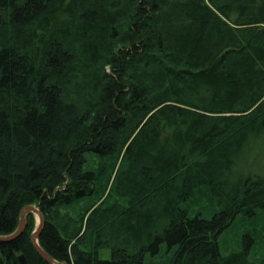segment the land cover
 <instances>
[{
  "label": "trees",
  "instance_id": "obj_1",
  "mask_svg": "<svg viewBox=\"0 0 264 264\" xmlns=\"http://www.w3.org/2000/svg\"><path fill=\"white\" fill-rule=\"evenodd\" d=\"M29 204L59 262L264 264L220 245L264 219V0H0V235Z\"/></svg>",
  "mask_w": 264,
  "mask_h": 264
},
{
  "label": "rangeland",
  "instance_id": "obj_2",
  "mask_svg": "<svg viewBox=\"0 0 264 264\" xmlns=\"http://www.w3.org/2000/svg\"><path fill=\"white\" fill-rule=\"evenodd\" d=\"M119 165L120 160L115 171L117 170ZM108 191L109 189L107 190V192ZM199 195L202 197H199V199L196 198V200H194L192 206H190L191 212L195 214L197 211H202L204 215H209V212H211V209H213V201L210 198L205 197V195ZM33 215L36 229L37 224L39 223V216L35 213H33ZM248 231H254V234L256 235V243L253 246L254 249L252 250V258H256L260 254H262L264 252V219L261 217L247 221L238 220L232 225V227L227 229V231L220 238V245L223 254H227L234 249H239L241 247V239L243 237V233ZM110 256V249H102L100 251L101 258H109ZM148 256V261L152 264L167 263V257L165 256L163 251H161V253L155 257H150V255Z\"/></svg>",
  "mask_w": 264,
  "mask_h": 264
},
{
  "label": "water",
  "instance_id": "obj_3",
  "mask_svg": "<svg viewBox=\"0 0 264 264\" xmlns=\"http://www.w3.org/2000/svg\"><path fill=\"white\" fill-rule=\"evenodd\" d=\"M30 213H35L39 216V223L37 224L36 229L32 233V239L34 242V245L38 252L51 264H68L66 262H59L55 260L39 243V238L42 233L43 227H44V216L42 211L35 205L29 204L26 205L20 212V219H19V225L17 229L10 234L0 235V241L7 242L12 241L19 237L26 229L27 227V221H28V215ZM20 263L21 264H29V261L24 255H21L20 257ZM3 264V263H0Z\"/></svg>",
  "mask_w": 264,
  "mask_h": 264
}]
</instances>
